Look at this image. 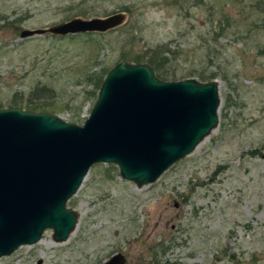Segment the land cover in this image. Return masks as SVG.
<instances>
[{
  "label": "rangeland",
  "instance_id": "374dc122",
  "mask_svg": "<svg viewBox=\"0 0 264 264\" xmlns=\"http://www.w3.org/2000/svg\"><path fill=\"white\" fill-rule=\"evenodd\" d=\"M115 11L126 20L107 31L19 37ZM157 45L165 76L217 81L215 127L140 186L115 163H93L66 201L78 213L67 239L47 228L0 264H99L116 251L125 264L154 253L160 264H264V0H0V106L30 99L81 124L99 89L90 77L146 62L132 56Z\"/></svg>",
  "mask_w": 264,
  "mask_h": 264
},
{
  "label": "water",
  "instance_id": "95a60500",
  "mask_svg": "<svg viewBox=\"0 0 264 264\" xmlns=\"http://www.w3.org/2000/svg\"><path fill=\"white\" fill-rule=\"evenodd\" d=\"M125 20L123 11L74 16L22 28L19 37L103 32ZM219 103L216 80L161 79L149 63L121 59L81 124L47 110L0 108V256L38 240L46 227L54 240L67 239L78 213L66 201L93 163H115L137 186L154 181L215 127ZM125 261L116 251L99 264Z\"/></svg>",
  "mask_w": 264,
  "mask_h": 264
},
{
  "label": "trees",
  "instance_id": "16d2710c",
  "mask_svg": "<svg viewBox=\"0 0 264 264\" xmlns=\"http://www.w3.org/2000/svg\"><path fill=\"white\" fill-rule=\"evenodd\" d=\"M165 50L166 48H164L163 45L161 46L157 45V46L149 47L147 51L148 53L135 54L132 57H134L138 61L144 60L148 62L152 66L154 73L157 77L161 79H174L173 77L165 76L166 74L169 75L170 72H173V70L171 71L170 67H168L167 65V62H169V59L164 54ZM120 56L121 58L129 57V55L124 51L121 53ZM107 70L108 68H102L99 71H97L95 75H92L90 77V79H93L96 82L97 89L99 88L101 81L103 79V76L107 72ZM200 75L203 77L202 79H205V80L211 78L212 76V74L206 76L203 73H200ZM11 105L25 107L26 109L33 110V111L47 110V106H48L46 103L35 102L30 99L26 100V102H24L23 100L17 101L14 99L13 103L10 104L9 106ZM2 107L3 106H0V108ZM147 264H160L157 262L155 253L153 254V256L151 257V259L148 261ZM162 264H169V263L166 260Z\"/></svg>",
  "mask_w": 264,
  "mask_h": 264
},
{
  "label": "flooded vegetation",
  "instance_id": "af4514ba",
  "mask_svg": "<svg viewBox=\"0 0 264 264\" xmlns=\"http://www.w3.org/2000/svg\"><path fill=\"white\" fill-rule=\"evenodd\" d=\"M45 229H47V227L44 228L43 231H44ZM43 231H42V233H43ZM42 233H41V235H42ZM40 237H41V236H40ZM39 239H40V238H39ZM39 239H38V240H39ZM38 240H36V241H38ZM36 241H34V242H36ZM32 243H33V242H32ZM24 244H28V243H24ZM29 244H30V243H29ZM20 245H22V244H20ZM20 245H19V246H20ZM16 248H17V247H16Z\"/></svg>",
  "mask_w": 264,
  "mask_h": 264
}]
</instances>
